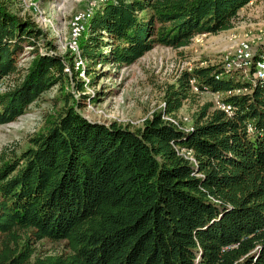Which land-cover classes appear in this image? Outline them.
<instances>
[{"label": "trees", "instance_id": "obj_1", "mask_svg": "<svg viewBox=\"0 0 264 264\" xmlns=\"http://www.w3.org/2000/svg\"><path fill=\"white\" fill-rule=\"evenodd\" d=\"M250 2L106 0L80 39L82 80L47 29L16 0H0V124L58 88L30 147L0 151V264H264V79L222 63L183 70L137 127L80 111L103 94L97 66L229 30ZM194 86L250 92L224 98L231 116L206 103L188 126L163 119L177 117ZM44 239L63 250L40 253Z\"/></svg>", "mask_w": 264, "mask_h": 264}, {"label": "rangeland", "instance_id": "obj_2", "mask_svg": "<svg viewBox=\"0 0 264 264\" xmlns=\"http://www.w3.org/2000/svg\"><path fill=\"white\" fill-rule=\"evenodd\" d=\"M90 1L40 0L46 14L53 20L52 26L46 29L62 54L67 52L63 46L68 36L71 16L85 10ZM88 22L89 20L87 24ZM57 33L59 37H56ZM245 38L254 49L264 42V0H253L243 7L234 27L229 30L215 34H197L187 45L179 48L155 46L127 66L106 63L97 66L98 80L95 89H102L103 94L95 104L87 99L80 111L90 120H114L123 125L140 126L145 119L163 107L166 86L174 82L184 69L216 65L226 57L230 59L235 47ZM32 59L33 55L26 53L19 64L24 68ZM79 77L86 80L85 72L82 71ZM2 88L3 85L0 84V90ZM93 91V88L86 87L87 93ZM57 93V87L46 90L14 121L0 124V151L6 147V151L14 150L19 153L30 147V139L45 128L47 120L54 113L52 99ZM72 93L76 98L80 95L76 91ZM192 93L194 94L176 113V118L187 126L192 123L195 113L203 104L213 103L212 91L193 89ZM38 250L42 254L57 253L63 250V242L44 239L38 243Z\"/></svg>", "mask_w": 264, "mask_h": 264}, {"label": "built area", "instance_id": "obj_3", "mask_svg": "<svg viewBox=\"0 0 264 264\" xmlns=\"http://www.w3.org/2000/svg\"><path fill=\"white\" fill-rule=\"evenodd\" d=\"M106 0H91L88 7L85 10L74 13L68 22V36L63 46L67 53L72 57L74 69L79 71V74L83 71L86 65L84 57L80 52V39L86 32L87 21L91 18L95 8L104 3ZM17 5L20 7L22 13H30L38 25L42 29H46L52 26L53 20L46 14V10L41 6L40 0H16ZM57 32V31H56ZM59 37V34H56ZM259 45V44H258ZM226 71L240 70L243 75H248L250 69L255 78L264 79V52H258L257 47L254 49L250 46L249 40L245 38L234 49L233 55L230 59L227 57L222 62ZM65 70L70 71L69 66L66 65ZM191 70V68L184 69ZM193 84V80L190 81ZM194 90L197 88L194 86ZM250 92L246 87H234L226 90H218L213 93L214 107L224 111L228 116L233 113L232 106L227 103L224 98L230 95H240ZM162 106L164 104L162 103ZM162 118L170 121L171 123L178 125L180 120L170 115H162ZM186 157L192 159V153L190 150L182 151Z\"/></svg>", "mask_w": 264, "mask_h": 264}]
</instances>
